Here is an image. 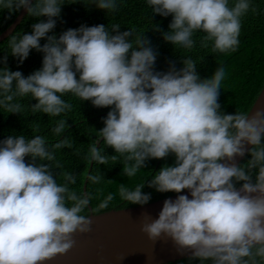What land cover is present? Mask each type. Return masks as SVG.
Instances as JSON below:
<instances>
[{"label": "clouds", "instance_id": "obj_1", "mask_svg": "<svg viewBox=\"0 0 264 264\" xmlns=\"http://www.w3.org/2000/svg\"><path fill=\"white\" fill-rule=\"evenodd\" d=\"M92 2L102 11L117 8L116 0ZM147 3L153 15L172 17L165 42L191 49L193 34L202 31L213 50L222 53L235 51L241 17L251 7L250 0H236L232 7L229 0ZM63 5L61 0H0L10 15L23 9L39 21L31 33L11 36V55L23 63L33 49L43 53L42 68L27 77L0 69V107L18 114L21 105L14 99L30 95L36 101L33 111L58 116L71 108L61 97L72 93L96 108H110L99 133L107 148L124 157V174L134 176L147 160L173 155L174 166H163L147 186L160 193L187 190L191 196L165 200L157 219L142 217L141 231L151 242L170 239L200 264L264 260V108L224 113L219 102L222 67L201 79L195 62L182 59L180 70L172 65L167 72H155L157 53L150 41L144 34L132 39L133 33L121 32L118 25L111 32L104 25H81L58 38L48 35ZM42 39L47 41L43 46ZM64 126L61 120L54 131ZM246 154L251 159L238 166L235 159ZM90 156L101 165L108 159L98 146L91 147ZM53 158L40 136L11 135L0 141V264H46L72 250L74 235L91 231L92 220L81 214L89 205L87 195L58 184L49 165L37 163ZM89 179L95 183L101 177ZM66 180L75 183L71 175ZM144 186L129 190L121 185L119 194L143 206L151 200Z\"/></svg>", "mask_w": 264, "mask_h": 264}, {"label": "trees", "instance_id": "obj_2", "mask_svg": "<svg viewBox=\"0 0 264 264\" xmlns=\"http://www.w3.org/2000/svg\"><path fill=\"white\" fill-rule=\"evenodd\" d=\"M61 2L64 5L60 17L56 19L55 29L48 35H56L58 38L68 29H78L81 25L88 27L104 25L111 32L113 26L118 25L121 32L131 31L132 39L144 34V37L150 41V46L157 53L153 69L155 72H167L172 65L176 70H180L183 67L182 59H191L195 62L201 79L210 78L217 68L222 67L225 77L220 85L219 102L221 111L226 114L235 112L247 114L264 86V0H250L249 11L241 17L238 46L235 51L223 53L213 50V42L205 41L206 34L202 31L193 34L194 46L191 49L165 42L163 33L169 30L172 17L153 15L147 0H116L115 11L98 10L92 0H61ZM235 3L236 0H229V7L234 6ZM18 13L14 12L10 15L9 10L0 7V33L9 27ZM37 22H39L38 18L26 14L15 31L0 43V69L7 67L13 72L20 71L24 77H27L42 68L43 53L33 49L28 58L20 63L11 55L10 48L11 36L16 35L19 38L23 33H31L32 24ZM46 42L42 39L41 46ZM5 56H7L6 64L3 62ZM61 98L70 104L71 108L58 116L33 111L32 105L36 101L30 95L14 99L13 103L21 105L18 114L9 113L0 107V141L11 135H24L26 139L35 136L45 138L46 145L54 158L51 161L38 159L37 163L48 164L57 183H67L69 190L79 196H83V185L86 180L89 205L81 213L82 215H89V207L93 214H98L137 206L120 196L121 185L134 190L145 183L142 191L151 195L150 202L176 194L160 193L147 186L152 176L163 166H174L173 155H169L166 159L147 160L146 166L134 176L125 175L122 171L126 164L124 157L115 154L112 148H107L99 133L111 109L96 108L90 101H83L72 93H67ZM61 120L65 122L64 129L56 133L54 129ZM98 143L102 154L108 156L107 162L103 165L93 161L90 156L91 147ZM58 144L61 146L56 147ZM113 155H116L117 159H111ZM25 159L26 162L31 160L30 157ZM249 159L251 157L246 155L239 166L246 164ZM91 161L93 164L86 179ZM67 175L73 176L75 183L67 181ZM93 175L101 177L99 182L94 183L89 179ZM109 195L113 198L107 208L97 211L99 204ZM257 259L258 264H264V260ZM169 264H200V262L189 257ZM204 264L211 262L205 261Z\"/></svg>", "mask_w": 264, "mask_h": 264}, {"label": "water", "instance_id": "obj_3", "mask_svg": "<svg viewBox=\"0 0 264 264\" xmlns=\"http://www.w3.org/2000/svg\"><path fill=\"white\" fill-rule=\"evenodd\" d=\"M26 14L23 9L19 11L9 27L0 33V43L15 31ZM258 108H264V86L247 114ZM98 145L99 143L96 146ZM250 147L248 146L249 149ZM245 156L237 157L235 163L239 166ZM92 164L93 161L90 163L86 179ZM83 195H86V180ZM177 195H188L191 198L190 193L184 190L182 193L143 206L137 205L98 214H93L89 207L87 216L92 220L91 231L87 234L74 235L76 243L72 250L65 255L56 256L46 264H169L189 258L191 253L182 254L170 239L160 238L153 243L141 231L142 217L148 215L157 219L164 201L175 200ZM117 257L123 259L117 261Z\"/></svg>", "mask_w": 264, "mask_h": 264}]
</instances>
